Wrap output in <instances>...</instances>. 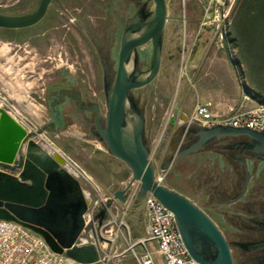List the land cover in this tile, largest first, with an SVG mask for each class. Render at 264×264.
<instances>
[{"label":"water","instance_id":"95a60500","mask_svg":"<svg viewBox=\"0 0 264 264\" xmlns=\"http://www.w3.org/2000/svg\"><path fill=\"white\" fill-rule=\"evenodd\" d=\"M151 1L150 18L141 25L133 20L124 29L116 80L108 92L105 128L101 130L100 140L107 152L132 172L131 182L125 189L115 191L113 198L125 203L132 183L139 182L136 201H142L150 193L174 214L180 236L195 261L235 264L225 235L210 216L195 200L162 184L159 175L163 176V172L150 159L142 114H136L135 119L125 114L129 93L149 86L161 69L168 5L167 0ZM52 2L40 0L34 12L23 16L0 14V29L34 27L46 17ZM147 44L152 48L150 69L141 77L133 76V58ZM226 135L248 136L264 152V134L225 127L205 130L192 149ZM32 137L26 125L0 108V221L19 223L40 235L56 254L80 264H95L96 247L74 246L84 228L87 196L81 184L64 169L62 157L29 140ZM111 203L112 200L108 205Z\"/></svg>","mask_w":264,"mask_h":264},{"label":"rangeland","instance_id":"374dc122","mask_svg":"<svg viewBox=\"0 0 264 264\" xmlns=\"http://www.w3.org/2000/svg\"><path fill=\"white\" fill-rule=\"evenodd\" d=\"M216 1L167 0L169 22L163 41L161 69L149 88L152 91L149 111L156 115L154 120L152 116L148 118V123L154 128L150 141L151 155L155 154L153 163L168 144V139L170 147H173L175 137L161 118L164 110L160 100L212 99L214 93L208 87L216 84L219 90H231L234 99L243 100L245 109L262 103V97L258 99L247 68L241 64L231 42L232 12L225 22L221 21V13L216 12L229 0H218V6H215ZM37 4V0H0V14L20 15L34 9ZM95 12L90 0H57L40 26L12 32L16 42L9 43L4 36L8 31H0V88L9 91L18 105H24L22 109L29 120L34 121L36 115L28 99L43 97L41 89L44 92V89L55 85L60 70L80 78L96 79L99 75L100 66L92 42L74 20V17L82 15L86 20L90 17L96 21ZM81 29L84 28L81 26ZM229 66L234 67L236 79L228 78ZM252 74L255 75L253 71ZM53 140L84 168L97 166L98 169L101 166L99 177L104 181L114 174H130V169H124L125 163L111 156L104 144L82 137L75 126ZM159 177L164 185L174 188L180 185L173 178ZM130 211L132 214L135 211L140 218L145 212L142 203H135Z\"/></svg>","mask_w":264,"mask_h":264},{"label":"flooded vegetation","instance_id":"af4514ba","mask_svg":"<svg viewBox=\"0 0 264 264\" xmlns=\"http://www.w3.org/2000/svg\"><path fill=\"white\" fill-rule=\"evenodd\" d=\"M37 1V6L26 13L1 15L15 17L30 14L38 8L40 0ZM56 2L53 0L46 17L31 28H37L46 20ZM90 2L96 10V21L90 17L86 20L82 15L74 17V20L79 30L92 42L100 66L99 75L96 79L77 76L81 82L63 77L55 85L44 89L43 100H52L51 121L41 129L51 138H56L75 126L82 137L104 144L100 140L101 130L105 128L108 92L113 89L117 76L124 29L133 20L138 25L145 23L151 16L153 3L151 0ZM4 31H8L4 36L9 43L17 41L12 38V32L17 30ZM151 58V44L139 48L133 58L132 75L141 77L146 74ZM157 78L149 86L132 90L125 110L126 117L131 119H135L138 113L144 117L145 140L151 161L155 154L151 155L148 118L156 115L149 111L152 95L149 88ZM169 125L173 126L172 132L175 133L173 147H170L168 139V144L154 162L158 171L163 172L164 179L173 178L179 182L180 185L172 189L192 197L216 223L228 241L235 264H264V152L244 135L222 136L192 149L208 128L190 124L188 119L179 124L168 123L166 129ZM143 200L136 203L140 204Z\"/></svg>","mask_w":264,"mask_h":264},{"label":"built area","instance_id":"2783aa9c","mask_svg":"<svg viewBox=\"0 0 264 264\" xmlns=\"http://www.w3.org/2000/svg\"><path fill=\"white\" fill-rule=\"evenodd\" d=\"M229 1L220 7L229 9ZM213 2L214 0L211 3ZM216 2L215 6L220 5L218 0ZM14 100L9 91L0 88V108L28 127L29 132L33 134L29 140L62 157L64 168L75 173V179L87 196V210L83 215L84 228L74 246L96 247L98 261L95 264H199L190 256L177 229L174 214L150 193L143 200L144 235L135 238L129 213L136 203L140 183H132L125 203L114 199L113 195L107 196L89 172L57 147L53 138L48 136L41 126L24 115V105H18ZM28 100L32 106L34 99ZM188 123L208 129H249L264 134V109H259V105H256L232 115H223L214 112L210 104H197L188 116ZM110 200L112 203L108 205ZM0 264L80 263L65 255L54 253L43 237L19 223L0 221Z\"/></svg>","mask_w":264,"mask_h":264},{"label":"crops","instance_id":"0c3cea01","mask_svg":"<svg viewBox=\"0 0 264 264\" xmlns=\"http://www.w3.org/2000/svg\"><path fill=\"white\" fill-rule=\"evenodd\" d=\"M168 22H169V18L167 21V25H168ZM166 29H167V26L165 28V34H166ZM0 31L2 30L0 29ZM215 72H217L216 69H215ZM63 77L69 78L77 82H81V79L79 77L70 74L66 70H60L58 72L57 81L58 82L61 81ZM228 78L236 79V71L234 67L232 66H229L228 68ZM208 88L213 90L214 96L212 97V99L200 97L201 100L200 99L198 100H160L162 109L164 110V115L161 118L162 120L164 119L166 121V126L168 123L179 124V123L187 121L188 116L192 113V111L194 110L197 104H210L211 109L214 112L218 114H223V115H232L246 108L244 106L243 100L234 99L235 96L233 95V92L231 90L229 89L219 90L216 84H213V86H210ZM42 93H43V89H41V94ZM247 97L248 96H246V98ZM23 101L27 102V100H23ZM51 102L52 100H43L41 96H39L38 100H34L32 104V106L34 107V109L33 108L32 109L36 115L34 121L39 126H43V125L45 126L47 123L51 121V115H50L51 114L50 112ZM155 118L156 117H153L152 120H154ZM168 127H170L169 133H171L174 130V128L172 125H169ZM153 131H154V128L150 126L148 133L150 134L151 137L153 136ZM56 135H58L57 132H56ZM123 165H124V169H126L127 171H130L126 164H123ZM85 169L89 172V174L93 177V179L98 183V185H100V187L102 188V190L105 192L107 196H112L115 191L124 189L132 179V172L130 171L129 175L118 176L117 174H114V176L111 175V177L108 180L104 181L99 177V172L102 170L101 166H99L98 169H97V166H94V168L86 166ZM167 187L172 189V187L170 186H167ZM191 199L193 198L191 197ZM133 212L134 214H132V211H130L129 213V221L133 228V235L135 238H141L144 235V229H145V220H144L145 213H143L142 217L140 218L135 215V211Z\"/></svg>","mask_w":264,"mask_h":264},{"label":"trees","instance_id":"16d2710c","mask_svg":"<svg viewBox=\"0 0 264 264\" xmlns=\"http://www.w3.org/2000/svg\"><path fill=\"white\" fill-rule=\"evenodd\" d=\"M230 37L241 64L247 68L258 99L262 97L260 100L264 103V0L236 1L231 15Z\"/></svg>","mask_w":264,"mask_h":264},{"label":"bare ground","instance_id":"6f19581e","mask_svg":"<svg viewBox=\"0 0 264 264\" xmlns=\"http://www.w3.org/2000/svg\"><path fill=\"white\" fill-rule=\"evenodd\" d=\"M234 5H235V0H230L229 1V9H226V7H219L218 8V12L221 13L220 16H221L222 22H225L228 19V17L230 16V14L232 12L230 9H233ZM257 105H259V109H264V103H259ZM32 108H34V107H32ZM20 123H22V122H20ZM64 169L66 170V168H64ZM67 172L73 178H75V173L73 171H67Z\"/></svg>","mask_w":264,"mask_h":264}]
</instances>
